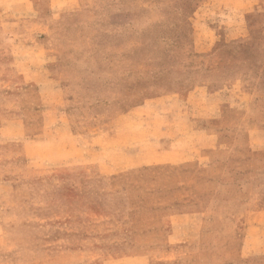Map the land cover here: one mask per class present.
Here are the masks:
<instances>
[{"label": "rangeland", "instance_id": "374dc122", "mask_svg": "<svg viewBox=\"0 0 264 264\" xmlns=\"http://www.w3.org/2000/svg\"><path fill=\"white\" fill-rule=\"evenodd\" d=\"M0 264H264V0H0Z\"/></svg>", "mask_w": 264, "mask_h": 264}]
</instances>
